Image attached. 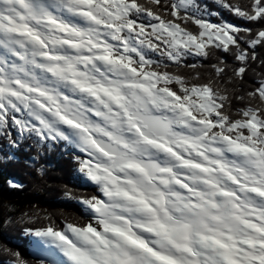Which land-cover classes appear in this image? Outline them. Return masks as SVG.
Returning a JSON list of instances; mask_svg holds the SVG:
<instances>
[{
	"label": "snow or ice",
	"instance_id": "6c2138e0",
	"mask_svg": "<svg viewBox=\"0 0 264 264\" xmlns=\"http://www.w3.org/2000/svg\"><path fill=\"white\" fill-rule=\"evenodd\" d=\"M213 3L261 27L202 0H0V140L74 146L98 193L25 230L36 264H264V0ZM217 51L238 66L187 62Z\"/></svg>",
	"mask_w": 264,
	"mask_h": 264
},
{
	"label": "trees",
	"instance_id": "16d2710c",
	"mask_svg": "<svg viewBox=\"0 0 264 264\" xmlns=\"http://www.w3.org/2000/svg\"><path fill=\"white\" fill-rule=\"evenodd\" d=\"M202 2L207 3L210 10L219 11V19L242 28H252L254 32L261 27L219 9L213 0ZM212 19L218 18L213 16ZM256 52L258 59L250 64L245 77L244 88L249 90L256 80L264 77V65L260 63L264 61V47H258ZM218 59H224L229 70L239 63L234 55L220 51L211 59L190 57L187 62L202 65L199 71L206 75L211 71V64ZM172 71L185 75L193 73L190 68L175 66ZM235 105L243 106L239 101ZM65 145V142H58L41 146L35 140H25L19 147L12 148L7 140H0V262L9 260L6 254L3 256V248L6 247L19 251L28 264H36L38 258L31 251L32 242L29 235L24 233L32 226H43L47 222L43 219L46 215L51 216L61 227L65 219L80 222L87 219L85 210L74 199L98 194L97 189L81 177L83 175L78 171L75 156ZM10 156L12 159L8 158Z\"/></svg>",
	"mask_w": 264,
	"mask_h": 264
},
{
	"label": "rangeland",
	"instance_id": "374dc122",
	"mask_svg": "<svg viewBox=\"0 0 264 264\" xmlns=\"http://www.w3.org/2000/svg\"><path fill=\"white\" fill-rule=\"evenodd\" d=\"M81 174V173H80ZM81 177H83L84 178V176H81ZM79 181V180H78ZM82 186H84V185H82ZM86 196H89V195H86ZM80 197H82V196H79L78 198H76V199H74V202L75 201H77V203L79 204V205H81L82 206V204H80L79 202H78V199L80 198ZM85 210V212H86V209L83 207V211ZM19 220H21V219H19ZM11 222V221H10ZM30 229H35L33 226L30 228ZM24 232V231H23ZM25 235H29V238H30V240H32L33 241V246H34V248L32 247V252H33V254L35 255V256H38V257H41L42 255H44V251H43V248L41 247V244H40V242L38 241V239L37 238H35L34 236H32L31 234H29L28 232H26L25 231V233H24ZM2 250L0 249V252H1ZM0 255H1V253H0ZM5 254H4V252H3V256H4ZM8 258V257H7Z\"/></svg>",
	"mask_w": 264,
	"mask_h": 264
}]
</instances>
